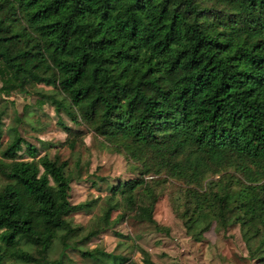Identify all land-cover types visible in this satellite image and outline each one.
I'll return each mask as SVG.
<instances>
[{"label": "trees", "instance_id": "obj_1", "mask_svg": "<svg viewBox=\"0 0 264 264\" xmlns=\"http://www.w3.org/2000/svg\"><path fill=\"white\" fill-rule=\"evenodd\" d=\"M13 94L54 108L68 156L40 154L0 108V264H64L69 249L155 264L141 246L138 263L80 243L126 218L168 232L154 218L163 196L192 240L238 227L264 264V0H0V104ZM88 134L135 176L73 204ZM100 199L69 243V216Z\"/></svg>", "mask_w": 264, "mask_h": 264}, {"label": "rangeland", "instance_id": "obj_2", "mask_svg": "<svg viewBox=\"0 0 264 264\" xmlns=\"http://www.w3.org/2000/svg\"><path fill=\"white\" fill-rule=\"evenodd\" d=\"M48 90V87H44ZM0 108L5 111L3 121L6 127L16 126L21 136L31 145L38 148L39 153L48 152L50 156L59 153L68 156V150L61 147L58 141L66 137L57 123L54 108L45 104L41 109L35 106V97L24 94H13L6 98ZM20 119V123L16 119ZM62 121L71 127L73 122L65 115H61ZM8 141V135L4 133L1 145ZM44 143L50 145L46 150ZM82 161H87L85 177L72 181L70 201L73 204L91 201L95 198H103L108 193L112 184L132 179L135 174L131 172L128 160L119 153L112 152L98 137L88 134L84 138V144L78 149ZM100 199L97 207L87 212L79 210L69 217L76 229L68 236V242L81 240L87 234L89 225L95 216H98L103 205ZM114 212L112 217L116 216ZM154 218L168 232L155 229L147 223L137 222L132 218H126L117 222L92 237L80 247L84 249L100 248L105 252L115 254H131L136 262H140L138 251L133 252L134 245L147 250L155 264H254L247 255L245 244L238 227H232L223 235L216 232L214 227L205 233L201 241H194L186 235L183 227L174 216L166 196L159 199L155 206ZM121 243L120 247L118 244ZM68 259L64 264H93L84 260L77 250L69 249ZM259 255H264V251ZM111 262V258H106Z\"/></svg>", "mask_w": 264, "mask_h": 264}]
</instances>
